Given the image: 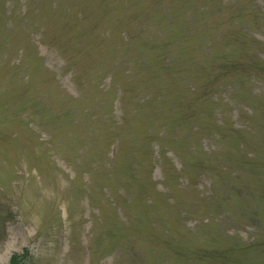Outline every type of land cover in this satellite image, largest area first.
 Segmentation results:
<instances>
[{
    "label": "rangeland",
    "instance_id": "rangeland-1",
    "mask_svg": "<svg viewBox=\"0 0 264 264\" xmlns=\"http://www.w3.org/2000/svg\"><path fill=\"white\" fill-rule=\"evenodd\" d=\"M264 264V0H0V264Z\"/></svg>",
    "mask_w": 264,
    "mask_h": 264
},
{
    "label": "trees",
    "instance_id": "trees-1",
    "mask_svg": "<svg viewBox=\"0 0 264 264\" xmlns=\"http://www.w3.org/2000/svg\"><path fill=\"white\" fill-rule=\"evenodd\" d=\"M25 263V255H12L10 259V264H24Z\"/></svg>",
    "mask_w": 264,
    "mask_h": 264
}]
</instances>
